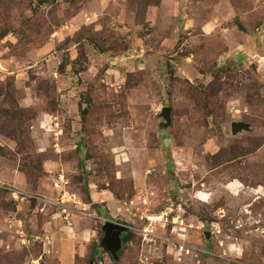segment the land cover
<instances>
[{"label":"rangeland","instance_id":"obj_1","mask_svg":"<svg viewBox=\"0 0 264 264\" xmlns=\"http://www.w3.org/2000/svg\"><path fill=\"white\" fill-rule=\"evenodd\" d=\"M263 25L264 0H0V264H53L59 213L95 232L77 264H264V73L233 56Z\"/></svg>","mask_w":264,"mask_h":264},{"label":"crops","instance_id":"obj_2","mask_svg":"<svg viewBox=\"0 0 264 264\" xmlns=\"http://www.w3.org/2000/svg\"><path fill=\"white\" fill-rule=\"evenodd\" d=\"M240 39L242 41H238L235 54L232 53L233 56L235 55L237 60H241L245 55L251 56L255 59L258 71L264 73V25L252 34H244ZM15 180L17 183L24 185V177L21 173L15 174ZM92 199L96 205L105 203L108 204V209L113 206L112 198L106 194H96L95 196L93 192ZM59 214L55 215L54 219L61 217L60 220H52V222H47L44 225L45 253L54 257L53 264H77L84 257L87 250L86 243L95 237V232L74 220L75 216L72 213L68 217L63 213ZM73 220L74 223L72 224ZM53 224L55 225L52 226ZM71 234L78 237V244H72Z\"/></svg>","mask_w":264,"mask_h":264},{"label":"water","instance_id":"obj_3","mask_svg":"<svg viewBox=\"0 0 264 264\" xmlns=\"http://www.w3.org/2000/svg\"><path fill=\"white\" fill-rule=\"evenodd\" d=\"M171 112L170 108H164L163 110L162 117L166 121L165 127H169L171 124ZM248 130L249 126L245 123H233L232 125L233 135H238ZM103 230L105 237L101 242L102 249L112 256H117L123 246V235L129 229L110 221L105 224Z\"/></svg>","mask_w":264,"mask_h":264},{"label":"trees","instance_id":"obj_4","mask_svg":"<svg viewBox=\"0 0 264 264\" xmlns=\"http://www.w3.org/2000/svg\"><path fill=\"white\" fill-rule=\"evenodd\" d=\"M155 5H157L158 3L155 2ZM18 110L14 109L12 111L8 110V109H1L0 110V120H3V124H6L8 126V124H11V131L9 133V135H11V138H16L18 136V133L20 132V122L21 119H18ZM18 119V120H17ZM11 122V123H10ZM8 123V124H7ZM93 209L99 212V207L98 205L93 204ZM129 240V236L126 235L123 237V242L126 244ZM100 249L98 247H96L94 249V253H93V260H97V258L100 256Z\"/></svg>","mask_w":264,"mask_h":264},{"label":"built area","instance_id":"obj_5","mask_svg":"<svg viewBox=\"0 0 264 264\" xmlns=\"http://www.w3.org/2000/svg\"><path fill=\"white\" fill-rule=\"evenodd\" d=\"M64 212L66 213L67 210L65 209ZM166 215H167V214H164V215L158 216L157 218H156V217H153V218L156 219V221H162V220H164V218L166 217ZM68 216H69V215H68ZM68 216H67V217H68ZM148 221H153V220L148 219Z\"/></svg>","mask_w":264,"mask_h":264},{"label":"bare ground","instance_id":"obj_6","mask_svg":"<svg viewBox=\"0 0 264 264\" xmlns=\"http://www.w3.org/2000/svg\"><path fill=\"white\" fill-rule=\"evenodd\" d=\"M234 187H235V186H234ZM239 188H240V187H239ZM239 188H238V189H239ZM239 192H240V191H239ZM236 197H237V195H236ZM259 198H260V197H259ZM238 252H239V251H238Z\"/></svg>","mask_w":264,"mask_h":264}]
</instances>
